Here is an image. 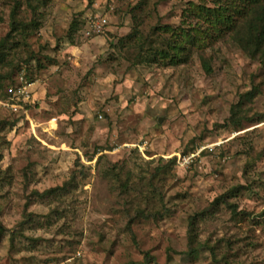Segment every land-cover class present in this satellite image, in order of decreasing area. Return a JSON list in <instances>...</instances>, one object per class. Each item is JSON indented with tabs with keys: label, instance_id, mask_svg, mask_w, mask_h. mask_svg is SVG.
<instances>
[{
	"label": "rangeland",
	"instance_id": "obj_1",
	"mask_svg": "<svg viewBox=\"0 0 264 264\" xmlns=\"http://www.w3.org/2000/svg\"><path fill=\"white\" fill-rule=\"evenodd\" d=\"M192 3L0 0V264H264V58Z\"/></svg>",
	"mask_w": 264,
	"mask_h": 264
},
{
	"label": "trees",
	"instance_id": "obj_2",
	"mask_svg": "<svg viewBox=\"0 0 264 264\" xmlns=\"http://www.w3.org/2000/svg\"><path fill=\"white\" fill-rule=\"evenodd\" d=\"M213 5L207 7L204 4L192 5L186 10V13L190 12L191 15L202 18L203 22L197 24L199 27H192L190 33H185L184 42L196 46L200 51L207 46L211 41V33L214 32L218 37L223 36L231 37L243 50L248 54L250 58L259 59L264 58V0H209ZM16 11L11 13V26L8 37L10 34L19 31L20 26H23L19 21L15 20L14 15ZM76 21H72L70 25L71 30L74 29ZM137 29L132 28L123 40V44H133L136 41ZM2 41L0 44V61L3 60ZM182 41H170L169 49L173 52V55H169L168 52H159L161 57H170V61L177 62L179 59L180 51L185 49V46H181ZM123 49V47H121ZM52 63V62H51ZM201 63L205 71L210 72V64L206 58L201 56ZM4 78V75H0V81ZM1 87V84H0ZM251 93L242 95V98L249 97ZM240 103V102H239ZM234 107H232L233 109ZM103 150L102 148H99ZM65 185L61 187H54L45 190L44 194H55L62 190ZM2 226L0 224V233H2Z\"/></svg>",
	"mask_w": 264,
	"mask_h": 264
},
{
	"label": "built area",
	"instance_id": "obj_3",
	"mask_svg": "<svg viewBox=\"0 0 264 264\" xmlns=\"http://www.w3.org/2000/svg\"><path fill=\"white\" fill-rule=\"evenodd\" d=\"M106 25H107L106 16H102V15L89 16L86 20L85 28L83 30L84 36L92 37L99 35L103 32ZM8 91L10 94L16 95L18 98H21L24 102L28 101L29 99L28 86L26 80L21 75L18 77L17 86L15 88L14 87L10 88ZM5 105H8V103H5ZM260 125L264 126V120L260 123ZM136 147L140 150L142 148L141 146L138 145H136Z\"/></svg>",
	"mask_w": 264,
	"mask_h": 264
}]
</instances>
